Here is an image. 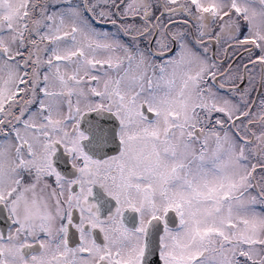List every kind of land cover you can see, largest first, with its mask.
Masks as SVG:
<instances>
[{
	"label": "snow or ice",
	"instance_id": "obj_1",
	"mask_svg": "<svg viewBox=\"0 0 264 264\" xmlns=\"http://www.w3.org/2000/svg\"><path fill=\"white\" fill-rule=\"evenodd\" d=\"M0 264H264V0H0Z\"/></svg>",
	"mask_w": 264,
	"mask_h": 264
},
{
	"label": "flooded vegetation",
	"instance_id": "obj_2",
	"mask_svg": "<svg viewBox=\"0 0 264 264\" xmlns=\"http://www.w3.org/2000/svg\"><path fill=\"white\" fill-rule=\"evenodd\" d=\"M0 227H4V225L3 224H0Z\"/></svg>",
	"mask_w": 264,
	"mask_h": 264
}]
</instances>
